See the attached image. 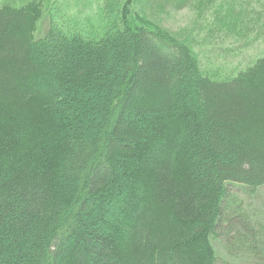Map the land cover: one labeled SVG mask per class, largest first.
Listing matches in <instances>:
<instances>
[{"label": "trees", "instance_id": "trees-1", "mask_svg": "<svg viewBox=\"0 0 264 264\" xmlns=\"http://www.w3.org/2000/svg\"><path fill=\"white\" fill-rule=\"evenodd\" d=\"M160 2L105 0L91 40L43 0H2L0 264H235L223 228L234 260L264 264L227 207L229 186L264 187V58L203 76Z\"/></svg>", "mask_w": 264, "mask_h": 264}, {"label": "rangeland", "instance_id": "rangeland-1", "mask_svg": "<svg viewBox=\"0 0 264 264\" xmlns=\"http://www.w3.org/2000/svg\"><path fill=\"white\" fill-rule=\"evenodd\" d=\"M43 3L48 11L45 14L51 15L67 34H80L92 40L105 32L107 22L102 14L105 0H43ZM159 6L158 25L189 46L207 78L231 80L264 58V0H178L177 3L161 0ZM229 189L227 207L236 210L235 204L241 206L245 215L258 224L257 232L264 236V187L254 194L237 185ZM226 235L227 229L223 228L211 241L218 259L243 264L227 252Z\"/></svg>", "mask_w": 264, "mask_h": 264}]
</instances>
